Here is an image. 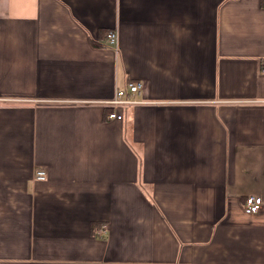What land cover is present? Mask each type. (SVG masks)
I'll return each mask as SVG.
<instances>
[{
    "label": "crops",
    "instance_id": "1",
    "mask_svg": "<svg viewBox=\"0 0 264 264\" xmlns=\"http://www.w3.org/2000/svg\"><path fill=\"white\" fill-rule=\"evenodd\" d=\"M263 64L264 0H0V264H264Z\"/></svg>",
    "mask_w": 264,
    "mask_h": 264
},
{
    "label": "built area",
    "instance_id": "2",
    "mask_svg": "<svg viewBox=\"0 0 264 264\" xmlns=\"http://www.w3.org/2000/svg\"><path fill=\"white\" fill-rule=\"evenodd\" d=\"M107 38L112 44L117 43L118 35L116 30H110L107 34ZM264 72V64L262 66ZM143 82L141 81H130L127 86L118 88L113 99L106 101V105L109 108L108 118L115 120H123L125 118L126 110L130 107L145 103V100L140 98L143 91ZM4 98L0 97V100ZM36 179H46L47 171L39 169L34 174ZM264 202L260 196L248 195L244 204V210L247 213L254 214L258 212L263 206ZM104 233L103 231L101 232Z\"/></svg>",
    "mask_w": 264,
    "mask_h": 264
},
{
    "label": "trees",
    "instance_id": "3",
    "mask_svg": "<svg viewBox=\"0 0 264 264\" xmlns=\"http://www.w3.org/2000/svg\"><path fill=\"white\" fill-rule=\"evenodd\" d=\"M108 112H109V110H108ZM108 112H107V114H108ZM245 201H246V199H245ZM245 201H244V204H245Z\"/></svg>",
    "mask_w": 264,
    "mask_h": 264
}]
</instances>
